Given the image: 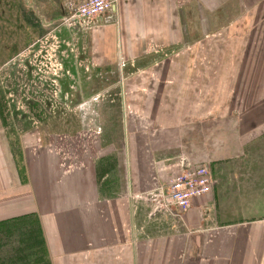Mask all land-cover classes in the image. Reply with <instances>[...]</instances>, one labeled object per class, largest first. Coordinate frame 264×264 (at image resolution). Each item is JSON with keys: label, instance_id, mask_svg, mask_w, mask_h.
Listing matches in <instances>:
<instances>
[{"label": "crops", "instance_id": "crops-1", "mask_svg": "<svg viewBox=\"0 0 264 264\" xmlns=\"http://www.w3.org/2000/svg\"><path fill=\"white\" fill-rule=\"evenodd\" d=\"M65 1L78 4L85 0ZM209 1L118 0L114 9L97 17L89 26L83 27L79 22L70 26L96 33L95 55L100 67H116L122 63L121 69L131 71L128 63L147 57L154 52L153 47H185L182 49L185 50L182 54L185 61L194 56L207 57L205 40L212 36L217 40L222 35L217 32L206 34L207 25L212 24L207 17V8L213 17L218 11L219 19H214V25L221 26L222 11L229 0ZM251 1L241 0L243 14H246L245 18H240L241 23L254 22L252 16L256 4L249 5L254 3ZM261 3L264 10V0ZM191 25L203 26L202 33L200 28L191 38ZM187 39L193 40L189 43L191 46H186ZM215 69V65L207 64H156L136 70L138 74L135 73L134 79L124 81L125 89L132 96H127L128 103L141 107L140 115L134 117L143 122L148 120L149 125L133 129L135 140L129 146L132 161L127 156L123 162L124 177L119 179L121 189L115 194L100 192L103 184L98 183L96 174L100 167L98 163L105 161L101 158L84 161L85 168L70 177V193L60 188L68 187L69 177L57 178L61 180L59 184L49 178L43 195L37 182L27 178L29 172L26 177L21 175L20 171L27 167L20 166L18 154L9 150L4 138L6 130L0 121V201L35 203L37 199L36 207L24 208L28 211L38 209L44 215V210L50 209L49 199H60L66 207L55 208L65 209L63 214L71 217L73 244L80 235L86 246L83 247L86 255L70 259L71 264H264V221H223L228 217L245 216L246 209L256 212L254 205L248 208L247 202L259 200L254 199L250 187L260 168L255 166V157L250 163L245 162L249 152L254 154L251 148L255 137L253 129L239 113L222 112L219 107L222 104L216 100L222 97L217 90L237 89L238 80L218 84L219 79L210 76ZM208 104H217L218 109L209 111ZM211 121H218L219 127L214 132L213 146H207L201 144L200 139L206 138L207 132L202 134V131ZM223 121L230 123L223 125ZM29 136H25L26 141ZM262 136L261 168L264 172V130ZM124 151L126 153L128 149L125 147ZM146 155L149 162L145 163L146 169L143 166L141 169L138 163L143 162ZM203 165L208 166L212 174L211 191L194 198L188 212L181 213L183 218L161 215L163 213L157 210L159 214L144 225L148 213L141 195L145 190L143 186L147 184L152 189L153 185L167 183L183 170ZM51 187L55 188L54 192ZM240 199L245 201L242 212L236 203ZM8 213H1L0 220L6 219ZM14 214L8 216L15 217ZM52 216L57 215L50 214L51 218L44 222L47 233L51 231L49 221ZM195 229L199 231L188 233ZM156 250L160 252L154 256ZM63 261L62 258L53 259L54 264H64Z\"/></svg>", "mask_w": 264, "mask_h": 264}, {"label": "rangeland", "instance_id": "rangeland-1", "mask_svg": "<svg viewBox=\"0 0 264 264\" xmlns=\"http://www.w3.org/2000/svg\"><path fill=\"white\" fill-rule=\"evenodd\" d=\"M261 2L254 0V3L249 4H256L252 23L240 21L241 17L246 16L243 14L241 0L226 2L221 26L214 25V19H219L218 11L216 17H213L207 8V17L212 20V24L207 25L206 34H222L217 40H214V36L205 40L207 48L204 52L208 53L207 57L194 56L185 61L182 55L185 47H153L154 52L151 50L147 57L128 63L131 71L121 69L119 65L122 63L114 71L115 66L100 67L97 63L96 33L82 27L81 30L72 27L67 22L75 6L73 2L0 0V121L6 130L3 134L9 150L18 154L20 166L27 167V170L20 171L21 175L26 177L29 172L27 178L37 182L39 192H44L43 195L49 178L57 180L59 184L60 179L69 177L68 187L60 188L70 193V177L77 170L85 168L84 161L105 158L104 162L98 163L100 167L96 174L97 182L103 184L100 192H119V179L124 177L122 164L127 156L132 161L129 146L135 140L134 130L149 125L148 120L143 122L134 117L135 114L140 115L141 107L137 108L133 102L128 103V97L132 96L125 89L124 81L134 79L136 70H143V67L149 65H215L217 69L210 76L218 78V84L221 81L238 80L237 89L217 90L222 97L216 100L222 104L219 106L222 112L239 113L245 117L248 127L253 129L255 137L251 148L254 154L249 152L245 162L250 163L255 157V166L260 168V173H257L250 187V193L254 191V199L257 197L259 200L247 202L248 208L254 205L256 212L244 208L245 216L228 217L223 221H264V172L261 168L264 130V10ZM200 28L190 26L191 38ZM202 30L203 26L200 33ZM185 31L187 33V26ZM185 43L191 46L189 43L192 44L193 40L187 39ZM206 108L216 111L218 106L208 104ZM207 123V129L203 126L200 128L204 129L202 134L207 132L206 138L200 139L201 144L213 146L214 132L218 130L219 122ZM28 135L29 141H26L25 136ZM125 147L128 149L126 153ZM148 162L149 156H143V162L138 163V166L146 169L145 163ZM166 186L162 182L158 186L153 185L152 189L147 184L143 186L145 190L141 195L148 213L144 225H148L151 218L159 214L157 210L163 213L161 215L183 218L181 213L184 211H176L175 206L166 205L162 210L157 209L158 200L166 197ZM51 189L55 191L54 187ZM34 202L0 201V216L1 213L9 212L8 215L15 213L17 218L9 228H0V264H29L30 259L32 264H54L55 257L65 260L64 264H71L72 258L85 256L86 248L83 247L86 246L81 242L80 235L76 236L73 244L71 231L74 225L70 223L71 217L67 213L63 214L65 209L55 208L66 205L60 203L58 198L49 199L50 209L44 210L43 215L38 209L28 211L24 208L31 205L36 207L37 199ZM236 203L242 212L245 201L240 199ZM50 214L57 216H52L49 221L52 227L47 233L44 222ZM8 215H4L6 219L14 218ZM198 231L188 230V233ZM83 235L85 237V233ZM38 248L44 252L43 256L38 255ZM158 252L156 250L154 256Z\"/></svg>", "mask_w": 264, "mask_h": 264}, {"label": "built area", "instance_id": "built-area-1", "mask_svg": "<svg viewBox=\"0 0 264 264\" xmlns=\"http://www.w3.org/2000/svg\"><path fill=\"white\" fill-rule=\"evenodd\" d=\"M117 4L118 0H85L75 4L67 22L70 25L79 22L81 26L87 27L97 17L114 9ZM212 183V174L206 165L183 170L166 183L167 194L161 201L156 202L158 208L162 209L163 206L170 205L182 211L188 210L194 198L211 191Z\"/></svg>", "mask_w": 264, "mask_h": 264}, {"label": "trees", "instance_id": "trees-1", "mask_svg": "<svg viewBox=\"0 0 264 264\" xmlns=\"http://www.w3.org/2000/svg\"><path fill=\"white\" fill-rule=\"evenodd\" d=\"M20 219H22V218H20ZM16 220H17V218H11V219H6V220H4V221H1L0 222V228H6V227H8L9 228V226H10V224L11 223H15L16 222ZM13 225V224H12ZM10 228H13V227H10ZM0 236H2V235H0ZM22 248V246L20 247V248H18L17 249V252H18V250L19 249H21ZM37 252H38V255L39 256H43V254H44V252L42 251V249L41 248H38L37 249ZM29 254V253H28ZM30 262L31 263H29V264H32V260L30 259ZM37 264H42V263H37Z\"/></svg>", "mask_w": 264, "mask_h": 264}]
</instances>
